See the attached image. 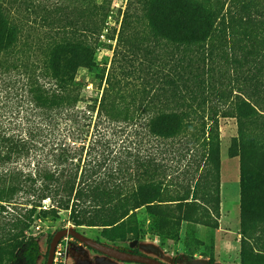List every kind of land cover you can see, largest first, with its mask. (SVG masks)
<instances>
[{
  "label": "trees",
  "instance_id": "obj_1",
  "mask_svg": "<svg viewBox=\"0 0 264 264\" xmlns=\"http://www.w3.org/2000/svg\"><path fill=\"white\" fill-rule=\"evenodd\" d=\"M110 13L106 0H0V264H37L27 233L62 212L112 243L140 238L142 209L215 232L227 118L238 124L241 264H259L264 0H127L104 68ZM108 135L145 141L122 151ZM173 148L192 156L182 177L163 157Z\"/></svg>",
  "mask_w": 264,
  "mask_h": 264
},
{
  "label": "rangeland",
  "instance_id": "obj_2",
  "mask_svg": "<svg viewBox=\"0 0 264 264\" xmlns=\"http://www.w3.org/2000/svg\"><path fill=\"white\" fill-rule=\"evenodd\" d=\"M5 2L7 0H4ZM106 4L111 6L109 17V33L105 32L106 38L97 52V61L108 68L112 62L116 40L120 31L123 14L127 5V0H106ZM79 80L87 83L89 89L94 91L98 82L87 71H81ZM238 134V124L236 119L227 118L220 120L221 139V205L219 229L215 232L203 226H190L183 222L180 228H174L172 221L162 225L155 218L150 216L145 209L138 211V222L142 229L139 239L132 238L127 242L117 241L115 243L107 241L103 235V229L98 227H76L69 220V212H62L58 220H47L41 222L40 230L31 229L27 233L28 237H33L38 243L40 256L37 264H46V252L56 232L62 229H75L81 234L129 252L137 251L139 254L158 259L165 264H241V185H240V163L239 158L229 156V148L233 138ZM107 140H111L113 147L122 150L120 146L136 148L145 139L135 136H113L108 135ZM90 140V138H88ZM170 160L171 166L181 175L186 172L184 167L191 159L185 151L173 148L169 153L163 155ZM177 174V173H176ZM175 174V175H176ZM71 175V172L69 173ZM46 206L49 202L45 203ZM35 218V217H34ZM1 219V217H0ZM8 219H5V221ZM262 233L249 234V242L254 246L256 240ZM264 235V234H263ZM52 238V239H51ZM85 246V245H84ZM86 247V246H85ZM87 248V251L80 257L79 264H113L116 262L104 255L96 253ZM20 250L15 252V256ZM259 264H264L262 255L256 257ZM76 261H74V264ZM119 264H132L122 263ZM16 264V263H10Z\"/></svg>",
  "mask_w": 264,
  "mask_h": 264
},
{
  "label": "water",
  "instance_id": "obj_3",
  "mask_svg": "<svg viewBox=\"0 0 264 264\" xmlns=\"http://www.w3.org/2000/svg\"><path fill=\"white\" fill-rule=\"evenodd\" d=\"M67 235L74 237L76 240H78L80 243L90 248L91 250L117 262L132 264H165L158 259L151 258L145 255H139L133 252L122 251L102 242L93 240L81 234L78 230L75 229H62L56 232L50 244L46 264H52L54 251L58 242Z\"/></svg>",
  "mask_w": 264,
  "mask_h": 264
},
{
  "label": "built area",
  "instance_id": "obj_4",
  "mask_svg": "<svg viewBox=\"0 0 264 264\" xmlns=\"http://www.w3.org/2000/svg\"><path fill=\"white\" fill-rule=\"evenodd\" d=\"M42 226L36 229L40 230ZM87 251V248L72 236L63 237L57 244L52 264H79L80 257Z\"/></svg>",
  "mask_w": 264,
  "mask_h": 264
},
{
  "label": "crops",
  "instance_id": "obj_5",
  "mask_svg": "<svg viewBox=\"0 0 264 264\" xmlns=\"http://www.w3.org/2000/svg\"><path fill=\"white\" fill-rule=\"evenodd\" d=\"M114 263H117V264H119L117 261H116V262H114ZM108 264H113V263L109 262Z\"/></svg>",
  "mask_w": 264,
  "mask_h": 264
},
{
  "label": "flooded vegetation",
  "instance_id": "obj_6",
  "mask_svg": "<svg viewBox=\"0 0 264 264\" xmlns=\"http://www.w3.org/2000/svg\"><path fill=\"white\" fill-rule=\"evenodd\" d=\"M142 255V254H141Z\"/></svg>",
  "mask_w": 264,
  "mask_h": 264
}]
</instances>
